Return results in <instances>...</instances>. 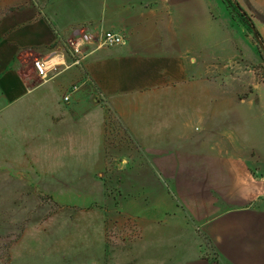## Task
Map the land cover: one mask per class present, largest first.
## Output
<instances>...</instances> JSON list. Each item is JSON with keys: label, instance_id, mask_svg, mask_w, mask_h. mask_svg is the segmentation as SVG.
<instances>
[{"label": "crops", "instance_id": "0c3cea01", "mask_svg": "<svg viewBox=\"0 0 264 264\" xmlns=\"http://www.w3.org/2000/svg\"><path fill=\"white\" fill-rule=\"evenodd\" d=\"M210 8V0H0V177L53 194L73 180L77 204L91 179L80 220L91 264L105 254L106 264H264V174L254 158L264 157V109L227 89L240 76L228 73L233 63L205 56ZM250 12L264 42V0ZM103 31L123 43L95 49ZM83 33L94 36L90 53L66 68L67 43ZM52 53L63 65L42 82L33 62ZM104 176L136 185L107 196ZM105 226L115 239L107 248Z\"/></svg>", "mask_w": 264, "mask_h": 264}, {"label": "rangeland", "instance_id": "374dc122", "mask_svg": "<svg viewBox=\"0 0 264 264\" xmlns=\"http://www.w3.org/2000/svg\"><path fill=\"white\" fill-rule=\"evenodd\" d=\"M254 2L232 0L234 7H228L223 0H210L211 44L206 47L205 56L239 66L231 71L234 65H228V73L240 76L228 77L227 89L238 92L239 98L254 96L255 105L264 109V44H260L262 38L259 41L255 36L257 30L250 12ZM236 3L248 11H244L247 18L239 14ZM258 153H254L257 169L264 174V157ZM101 179L98 184L104 185V193L118 197L123 186L135 187L137 178L104 176ZM94 180L97 183L98 179ZM84 181H88L85 186L88 190L95 189L91 179ZM90 191L84 193L86 201L77 204L76 194H79L73 180L67 192L53 194L41 184L35 183L33 188L26 185L24 178L0 177V264H91L89 247L93 241L89 238V225L80 221L82 213L89 210L85 209V203L91 205ZM54 196L61 200L56 201ZM113 240L105 226L106 248ZM106 260L105 254L103 264Z\"/></svg>", "mask_w": 264, "mask_h": 264}, {"label": "built area", "instance_id": "2783aa9c", "mask_svg": "<svg viewBox=\"0 0 264 264\" xmlns=\"http://www.w3.org/2000/svg\"><path fill=\"white\" fill-rule=\"evenodd\" d=\"M94 36L85 33L81 34L78 38L71 40L67 44V49L70 55V63L65 66L68 67H80L83 60L90 53L86 50V46H89L93 42ZM123 38L119 34L111 31H104L97 36V45L95 49L99 47H115L123 43ZM63 65L60 61V56L56 53H52L45 59L35 60L33 62V68L36 75L42 82L50 79L51 76L59 72L60 66ZM78 90V85H71L62 97L64 103H68L70 96Z\"/></svg>", "mask_w": 264, "mask_h": 264}, {"label": "trees", "instance_id": "16d2710c", "mask_svg": "<svg viewBox=\"0 0 264 264\" xmlns=\"http://www.w3.org/2000/svg\"><path fill=\"white\" fill-rule=\"evenodd\" d=\"M224 2H225V4L229 7H232L233 6V3H232V0H223ZM235 6L240 10V15L242 16V17H246L247 18V16H246V13L240 8V6L236 3L235 4ZM234 7V6H233ZM255 36H256V38H257V40H259V41H261V37L259 36V34L255 31ZM260 44H264L262 41H261V43Z\"/></svg>", "mask_w": 264, "mask_h": 264}]
</instances>
